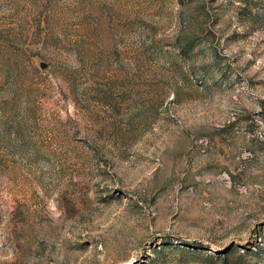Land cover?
Instances as JSON below:
<instances>
[{
    "label": "rangeland",
    "instance_id": "1",
    "mask_svg": "<svg viewBox=\"0 0 264 264\" xmlns=\"http://www.w3.org/2000/svg\"><path fill=\"white\" fill-rule=\"evenodd\" d=\"M0 264H264V0H0Z\"/></svg>",
    "mask_w": 264,
    "mask_h": 264
},
{
    "label": "trees",
    "instance_id": "2",
    "mask_svg": "<svg viewBox=\"0 0 264 264\" xmlns=\"http://www.w3.org/2000/svg\"><path fill=\"white\" fill-rule=\"evenodd\" d=\"M189 42H190V40L187 39L184 44L188 46Z\"/></svg>",
    "mask_w": 264,
    "mask_h": 264
}]
</instances>
